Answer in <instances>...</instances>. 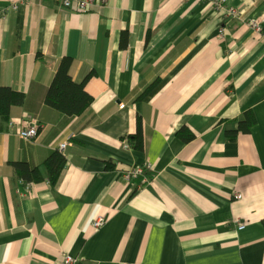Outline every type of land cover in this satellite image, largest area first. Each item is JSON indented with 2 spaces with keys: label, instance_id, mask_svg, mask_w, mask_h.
<instances>
[{
  "label": "crops",
  "instance_id": "obj_1",
  "mask_svg": "<svg viewBox=\"0 0 264 264\" xmlns=\"http://www.w3.org/2000/svg\"><path fill=\"white\" fill-rule=\"evenodd\" d=\"M16 1L0 0V89L25 95L0 119V264H264V0H227L238 17L201 0H105L84 14ZM64 58L74 81L92 75L78 117L45 103ZM28 117L30 141L17 136ZM58 151L55 187L13 168Z\"/></svg>",
  "mask_w": 264,
  "mask_h": 264
},
{
  "label": "trees",
  "instance_id": "obj_2",
  "mask_svg": "<svg viewBox=\"0 0 264 264\" xmlns=\"http://www.w3.org/2000/svg\"><path fill=\"white\" fill-rule=\"evenodd\" d=\"M73 60L64 58L54 76L51 86L48 89L45 103L47 106L59 111L68 117H78L87 111L93 103V97L86 92V83L92 77L88 76L83 82L78 83L71 76ZM156 83L142 95L144 99L153 89ZM140 99V100H141ZM25 103V95L12 90L11 88L0 89V119L3 122L9 121L11 108L22 106ZM255 124L252 114H245L240 121V130L249 132ZM182 134V133H181ZM194 135L185 137L186 141H192ZM136 149H143V133L139 126L136 135L130 138ZM16 174L25 182H41L48 179L53 187L59 181V178L66 167V158L58 151L53 153L41 166L31 167L27 163H13Z\"/></svg>",
  "mask_w": 264,
  "mask_h": 264
},
{
  "label": "built area",
  "instance_id": "obj_3",
  "mask_svg": "<svg viewBox=\"0 0 264 264\" xmlns=\"http://www.w3.org/2000/svg\"><path fill=\"white\" fill-rule=\"evenodd\" d=\"M11 4L10 8L17 11L19 9V3L16 0H8ZM203 2H207L216 9L220 10H227L228 16L232 17H238L239 14L236 10H234L231 7H227L226 0H201ZM57 3L60 4L65 9L68 10H75L80 14H84L88 11H91L95 6H97L100 2H105V0H56ZM251 25L258 31L261 32L262 28L260 27L259 23L256 20H253L251 22ZM219 34L223 35L224 30H219ZM124 106H122L123 108ZM15 127L14 122L10 123V129L13 131ZM38 123L32 118L28 117L25 122H23V125L21 126V129L17 132V135L24 139V140H34L38 136ZM61 151L64 150L66 147V144H63L60 146ZM127 148H129L127 146ZM141 174H143L142 168H137L135 170H129L125 173V179L131 180L134 178H138ZM142 176V175H141ZM236 198H241V196L238 194ZM106 219L103 217H99L94 221L93 226L98 230L102 228L106 221ZM239 230H243L245 228L244 224L239 225ZM59 264H82V260L78 257H75L70 254H65Z\"/></svg>",
  "mask_w": 264,
  "mask_h": 264
},
{
  "label": "bare ground",
  "instance_id": "obj_4",
  "mask_svg": "<svg viewBox=\"0 0 264 264\" xmlns=\"http://www.w3.org/2000/svg\"><path fill=\"white\" fill-rule=\"evenodd\" d=\"M202 2H203V1H202ZM226 4H227V0H226ZM231 8H232V7H231ZM233 9H234V8H233ZM234 10H235V9H234ZM226 12H227V11H226ZM227 15H228V14H227ZM122 106H124V105H121V109H124L125 106H124L123 108H122ZM10 123H11V122L8 123V125H9V129H10ZM17 136H18V135H17ZM18 137H19V136H18ZM19 138H20V137H19ZM20 139H22V138H20ZM35 139H36V138H35ZM35 139H34V140H35ZM23 140H24V139H23ZM26 141H28V140H26ZM124 147L127 149V144H125ZM59 150L61 151V147H59ZM137 168H142V169H143V174H141V175L146 174V168H145V167H140V166H138V167H135V168H133V169H131V170H135V169H137ZM141 175H140V176H141ZM105 221H106V220H105ZM94 228H95V227H94ZM95 229H96V228H95ZM96 230H97V229H96Z\"/></svg>",
  "mask_w": 264,
  "mask_h": 264
}]
</instances>
